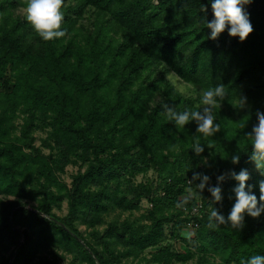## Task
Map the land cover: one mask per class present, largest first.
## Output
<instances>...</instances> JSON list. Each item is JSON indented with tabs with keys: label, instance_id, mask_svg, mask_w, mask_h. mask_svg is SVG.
<instances>
[{
	"label": "trees",
	"instance_id": "obj_1",
	"mask_svg": "<svg viewBox=\"0 0 264 264\" xmlns=\"http://www.w3.org/2000/svg\"><path fill=\"white\" fill-rule=\"evenodd\" d=\"M78 1L72 10L78 15L86 6L107 15L120 31L116 44L103 43L101 35L99 41L88 40L87 47L76 48L72 37H66L74 18L69 13L71 5L64 4L60 9L61 29L66 34L44 41L25 18L5 13L8 7L27 0H0L3 108L7 111L20 106L26 115L23 138H9L0 117V194L14 196L0 203V243L14 245L12 259L0 264H58L53 258L37 254L44 240L61 241L69 249L75 247L88 264H122L123 256L156 246L152 258L168 264L180 254L162 244L163 225L172 223L178 234L188 220L196 223L189 242L202 252L196 264H241V260L254 255L264 256V212L258 218L243 213L240 229L228 224L216 229L207 227L212 208L227 219L235 203L232 189L238 182L227 175L231 171L247 169L250 178L246 185L253 186L259 202V182L264 180V174L249 160L252 141L245 134L257 123L256 111L264 113V0H252L244 6L253 31L242 42L239 37L229 36L227 27L217 39L209 38L211 29L205 21L213 19L211 0ZM202 5L207 11H201ZM162 63L203 92L224 84L226 94L217 102L231 106L244 98L253 103L242 108L243 130L232 132L220 114L216 145L205 162L202 152L194 150L196 141L184 144L179 140L177 125L167 119L163 104L145 111L139 107L143 106L141 86L127 94L142 70ZM181 103L174 110L183 112L184 106L193 105L189 98H181ZM36 120L51 126L50 136L60 163L53 153L46 160L35 146L29 132L38 124ZM71 154L82 158L86 167L74 174L67 193H56L51 188L53 165L62 167ZM234 155L239 156L235 164ZM150 165L157 172L156 185L133 183L129 175ZM193 173L210 178L202 191L195 186L201 179H193ZM221 174L225 175L219 183L222 201L213 202L208 189L217 185ZM115 179H125V193L117 200L121 199L126 207L136 206L142 197L152 202L147 211L149 223L111 221L102 232H91L101 242V248H97L77 228L75 220L80 212L97 215L108 207V182ZM188 179L196 193L181 198ZM104 180L106 183L97 188L88 185ZM64 196L67 213L58 216L51 211L52 204ZM31 200L37 203H29ZM198 202V211L192 212ZM169 206L173 209L167 212ZM36 227L43 232L38 233L41 236L34 233ZM114 240L121 242L124 249L116 250ZM211 250L221 254V261L208 259L206 252Z\"/></svg>",
	"mask_w": 264,
	"mask_h": 264
},
{
	"label": "rangeland",
	"instance_id": "obj_2",
	"mask_svg": "<svg viewBox=\"0 0 264 264\" xmlns=\"http://www.w3.org/2000/svg\"><path fill=\"white\" fill-rule=\"evenodd\" d=\"M154 2L156 0H153ZM78 0H64L63 4L66 6L71 5L72 8L69 13L74 18L73 25L70 32L66 34V37H72L76 48L80 49L87 47L88 40L93 42L99 41L101 35H103V43L111 42L112 45L116 44L120 40V31L117 27L107 19V15L98 12L96 9L86 6L83 8L81 14L72 12L77 7ZM28 4H17L16 6L7 8V15L14 17L16 15L25 18L24 10ZM1 18V16H0ZM104 21V22H103ZM63 25V24H62ZM28 34H32L31 32ZM141 86L143 90L142 107L141 109L149 111L151 107L157 103L168 105L177 109L181 103V98H189L192 100V108H186L185 110L201 111L205 105L202 104L203 90L188 81L183 80L174 70H172L167 64L151 65L137 76L133 82L129 85L127 94L129 95L133 90ZM240 100L235 101L231 106H228L222 102H215L213 106V115L215 117L214 124H217V118L220 114L224 115L227 124H229L231 131L235 129L243 130L245 126V116L242 115V108L237 107ZM253 103L245 101V107L251 106ZM5 103L0 94V117L3 118V125L7 131L6 135L9 138L22 137V127L25 121L26 115L21 111L20 106H16L10 110H4ZM244 107V108H245ZM38 124L30 130L29 135L34 137V144L40 150V154L48 160V154L53 153V156L58 163L59 157L57 155V149L53 141V136H50L51 126L46 121L36 120ZM196 123L190 121L184 126H177V132L179 140L182 143L197 142L203 149L202 162H205L210 157V152L216 145V134L205 137L203 134L196 132ZM29 148H26L28 150ZM224 151V150H223ZM49 163L52 162L49 160ZM33 167V166H32ZM86 167V163L82 158H78L73 154L65 161L62 167L53 165L54 178L51 180V188L56 193H67V189L72 187L73 176L78 171H83ZM133 183H153L156 185L157 172L153 166L143 167L137 170L134 174L129 175ZM28 178V177H27ZM41 180H44L41 177ZM108 182V181H107ZM30 184L31 182L28 181ZM106 183V180L102 182H90L88 185L91 188H97ZM192 183V182H191ZM198 183V182H197ZM196 183V185H197ZM193 184V183H192ZM125 185V179H115L108 182V188L110 196L106 199L108 201V207L101 210L97 215L93 213L85 214L80 212L78 218L75 220V225L86 237V239L95 247L101 248L100 240L96 239L91 232L98 230L102 232L109 222L115 221L118 224L124 220H129L134 225H144L149 223L147 211L152 206V202L146 197H142L136 202L134 207H126L125 203L119 199L122 194L125 193L123 186ZM194 185V184H193ZM191 189V191H189ZM196 193L194 187H187L185 194L181 195V198L186 195H192ZM126 197H130V194L126 193ZM14 198L13 195L0 194L1 201H7ZM31 204H36L37 200L29 201ZM173 208L172 206L166 207V211L169 212ZM51 211L58 216H63L67 213V197L52 204ZM172 223H165L164 239L162 244H168L170 250L177 251L180 257H173L168 264H196L199 255L202 253L197 246L190 244L189 239L194 235V228L189 225H183L176 234L175 227ZM38 227L35 228V234L43 233L38 231ZM187 233H192L188 236ZM38 236H41L39 234ZM22 239V237H21ZM43 242V243H41ZM37 254L45 255L47 257L55 259L58 264H88L81 251L75 249V247H67V245L61 241H41ZM14 245L8 242L4 244L0 243V263L5 259L11 260V249ZM113 246L116 250L124 249V246L118 240H114ZM156 246H149L142 250L137 255L127 254L122 257V264H162L154 260L153 252ZM190 250V252H188ZM189 253L188 257L185 255ZM208 259L211 261H221V254L217 251L211 250L206 252ZM234 264V263H230Z\"/></svg>",
	"mask_w": 264,
	"mask_h": 264
},
{
	"label": "clouds",
	"instance_id": "obj_3",
	"mask_svg": "<svg viewBox=\"0 0 264 264\" xmlns=\"http://www.w3.org/2000/svg\"><path fill=\"white\" fill-rule=\"evenodd\" d=\"M64 0H28V4L24 10L25 19L33 27V30L44 40L50 41L53 38L63 37L66 33L61 29L63 16L61 14V6ZM252 0H211V9L213 19L205 21L206 27L211 29L210 39H217L227 27L228 35L239 37L242 42L252 31L249 14L244 6L250 4ZM201 11H207L205 5L201 6ZM225 85L217 84L203 92L202 104L205 107L201 111L185 110L177 112L173 107L164 105L167 113V119L174 121L177 126H184L190 121H194L197 125L196 132L203 134L205 137L214 135L220 131V125L214 124L213 106L216 99H223L225 96ZM239 108L245 107V99L240 98L237 105ZM257 123L253 125L251 132L245 135L251 138L252 152L249 160L254 162L255 167L264 174V113L256 111ZM241 127H244L242 125ZM197 154L203 151L198 145H194ZM239 156L232 157V163H238ZM238 184L232 189L235 193V203L232 205L227 219L218 212L216 208H212L208 217L207 227L216 229L219 225L228 224L232 228L240 229L243 227L244 216L247 213L253 218H258L264 212V180L259 182V202L257 196L252 192V185H246L250 175L247 169H241L239 173L231 171L227 174ZM199 177L201 183L197 188L201 191L205 184L209 181L207 175L193 173V179ZM225 180V175L221 174L217 177V185L209 187L213 202L222 201V190L219 186L221 181ZM191 191V189H189ZM191 236L192 233H187ZM241 264H264V256L254 255L249 259L241 260Z\"/></svg>",
	"mask_w": 264,
	"mask_h": 264
},
{
	"label": "built area",
	"instance_id": "obj_4",
	"mask_svg": "<svg viewBox=\"0 0 264 264\" xmlns=\"http://www.w3.org/2000/svg\"><path fill=\"white\" fill-rule=\"evenodd\" d=\"M187 183H188V187H193L194 185L191 183V181L188 179L187 180ZM201 183V181L200 182H198L197 183V185H199ZM197 185L195 184V186L197 187ZM200 206V202H198L195 206H193L191 209V211L192 212H197L198 211V207ZM186 225H189V226H191V227H194V226H196V223H193L191 220H188L187 222H186Z\"/></svg>",
	"mask_w": 264,
	"mask_h": 264
}]
</instances>
